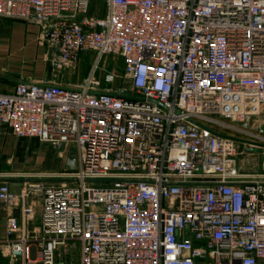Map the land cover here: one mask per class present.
Segmentation results:
<instances>
[{
  "label": "built area",
  "instance_id": "obj_1",
  "mask_svg": "<svg viewBox=\"0 0 264 264\" xmlns=\"http://www.w3.org/2000/svg\"><path fill=\"white\" fill-rule=\"evenodd\" d=\"M2 19L39 27L54 72L95 62L79 86L0 91V130L77 156L0 180V257L264 264V163L239 164L264 157V0H0Z\"/></svg>",
  "mask_w": 264,
  "mask_h": 264
},
{
  "label": "crops",
  "instance_id": "obj_2",
  "mask_svg": "<svg viewBox=\"0 0 264 264\" xmlns=\"http://www.w3.org/2000/svg\"><path fill=\"white\" fill-rule=\"evenodd\" d=\"M54 57L53 48L46 39L41 38L38 26L18 20L0 21V91L12 92L21 82L79 86L89 73L90 66L86 72L78 73V68L54 72L50 63ZM66 156L35 139H19L4 129L0 130L1 181L15 180L16 185L22 187L25 183L23 180L30 177L34 179L37 174L53 172L57 164L64 167ZM31 200L36 206L34 223L38 225L41 201L38 197ZM5 221L6 212L1 210L0 234Z\"/></svg>",
  "mask_w": 264,
  "mask_h": 264
},
{
  "label": "rangeland",
  "instance_id": "obj_3",
  "mask_svg": "<svg viewBox=\"0 0 264 264\" xmlns=\"http://www.w3.org/2000/svg\"><path fill=\"white\" fill-rule=\"evenodd\" d=\"M97 5V4H96ZM95 6V4H92V7ZM91 14L97 13L95 9H91ZM95 62V55L92 52H86L81 55L80 58V65L78 66V73L81 71L87 70V68L91 65H93ZM100 67L105 66L108 70L112 68L121 69L122 67V60L119 57H113V56H104L100 59L99 62ZM25 140V139H23ZM262 163H264V157L260 155V150H255L253 155H249L247 157H243L242 160H240L239 164L241 166V171L247 172V173H254V172H260L262 168ZM56 170H60L63 168L62 166L56 165ZM29 179H33L30 177ZM36 179V178H34ZM34 216V221H35ZM0 239L4 238V229L2 230V234H0ZM0 250H4L5 254H8V250L4 247L0 248ZM2 256V255H1ZM0 264H10V256L6 257H0ZM64 264H78V256L74 255L71 258H69Z\"/></svg>",
  "mask_w": 264,
  "mask_h": 264
},
{
  "label": "water",
  "instance_id": "obj_4",
  "mask_svg": "<svg viewBox=\"0 0 264 264\" xmlns=\"http://www.w3.org/2000/svg\"><path fill=\"white\" fill-rule=\"evenodd\" d=\"M261 131H264V129H261ZM242 141V140H238ZM65 168L68 170H75L77 168V156L74 151H70L67 154L66 161H65Z\"/></svg>",
  "mask_w": 264,
  "mask_h": 264
},
{
  "label": "bare ground",
  "instance_id": "obj_5",
  "mask_svg": "<svg viewBox=\"0 0 264 264\" xmlns=\"http://www.w3.org/2000/svg\"><path fill=\"white\" fill-rule=\"evenodd\" d=\"M29 174V173H28ZM19 176H21V175H19Z\"/></svg>",
  "mask_w": 264,
  "mask_h": 264
}]
</instances>
